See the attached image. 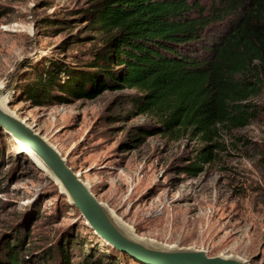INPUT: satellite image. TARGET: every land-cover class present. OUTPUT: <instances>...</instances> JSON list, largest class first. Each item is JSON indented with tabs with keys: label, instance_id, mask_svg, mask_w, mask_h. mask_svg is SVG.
Instances as JSON below:
<instances>
[{
	"label": "rangeland",
	"instance_id": "obj_1",
	"mask_svg": "<svg viewBox=\"0 0 264 264\" xmlns=\"http://www.w3.org/2000/svg\"><path fill=\"white\" fill-rule=\"evenodd\" d=\"M92 1L0 0L1 95L138 234L264 264V87L251 99L259 116L244 127L221 126L214 160L194 175L183 168L204 144L187 135L141 134L140 127L159 122L133 110L136 90H108L61 105L20 100L23 84L49 58L76 62L101 44L69 43L95 35L84 22L66 21ZM229 25L218 23L211 33L223 34ZM26 233L23 256L57 252L66 237L72 264L89 254L102 264H145L99 237L55 181L0 129V245Z\"/></svg>",
	"mask_w": 264,
	"mask_h": 264
},
{
	"label": "trees",
	"instance_id": "obj_2",
	"mask_svg": "<svg viewBox=\"0 0 264 264\" xmlns=\"http://www.w3.org/2000/svg\"><path fill=\"white\" fill-rule=\"evenodd\" d=\"M71 17L66 21L84 22L95 35L69 43L101 44L76 62L49 58L23 84L20 100L61 105L136 90L133 110L159 122L140 127L141 134L187 135L204 144L183 168L193 175L214 160L221 126L244 127L259 116L251 99L264 87V0H93ZM227 20L223 34L211 33ZM26 236L0 245V264H72L66 237L57 252L23 256ZM93 256L77 264H102Z\"/></svg>",
	"mask_w": 264,
	"mask_h": 264
},
{
	"label": "water",
	"instance_id": "obj_3",
	"mask_svg": "<svg viewBox=\"0 0 264 264\" xmlns=\"http://www.w3.org/2000/svg\"><path fill=\"white\" fill-rule=\"evenodd\" d=\"M1 98L6 102L0 103V129L14 138L37 167L55 181L68 202L81 211L87 225L112 247L145 264H257L237 254L210 256L202 248L169 245L138 234L98 198L91 185L69 165L65 155L46 135L18 115L10 107V100L0 93Z\"/></svg>",
	"mask_w": 264,
	"mask_h": 264
},
{
	"label": "bare ground",
	"instance_id": "obj_4",
	"mask_svg": "<svg viewBox=\"0 0 264 264\" xmlns=\"http://www.w3.org/2000/svg\"><path fill=\"white\" fill-rule=\"evenodd\" d=\"M0 103L2 104V105H5V103L4 102H2V101H0ZM21 147V146H20ZM22 149V148H21Z\"/></svg>",
	"mask_w": 264,
	"mask_h": 264
}]
</instances>
